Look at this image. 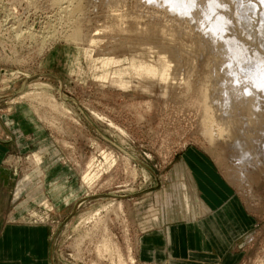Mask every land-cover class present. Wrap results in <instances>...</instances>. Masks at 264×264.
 <instances>
[{"label": "rangeland", "instance_id": "1", "mask_svg": "<svg viewBox=\"0 0 264 264\" xmlns=\"http://www.w3.org/2000/svg\"><path fill=\"white\" fill-rule=\"evenodd\" d=\"M251 3L124 0L116 7L110 0H0V200L8 199L0 229L11 222L44 228L51 250L44 264L50 257L53 264H91L103 225L93 221L101 218L121 248L131 249L133 264H161L142 254V241L162 235L164 217L183 221L180 186L190 181L198 189L187 158L199 157L230 186L240 207L239 213L234 208L239 218L233 234L226 227L221 246L240 257L238 264H264V170L248 182L229 179L237 162L203 136L199 105L178 85L191 68L192 82L206 69L223 76L219 85L226 89L236 78L242 92L257 96L258 114L264 112L263 85L237 69L260 58L264 71L263 29L249 25L248 36L238 17V8ZM262 10L255 8L256 19ZM79 24L83 34L74 40ZM148 24L166 35L147 47L141 45L146 39L124 30ZM171 47L177 60H193L185 71L166 53ZM108 59L117 63L104 72L101 63ZM133 61L168 75L169 94L157 85L147 89L129 74ZM118 70L126 72L119 80L127 86L111 83ZM37 91L39 100L12 103ZM213 103L219 106V98ZM109 148L119 155L113 164L111 156L104 160ZM89 162L92 184L83 181ZM20 180V196L13 200Z\"/></svg>", "mask_w": 264, "mask_h": 264}, {"label": "bare ground", "instance_id": "2", "mask_svg": "<svg viewBox=\"0 0 264 264\" xmlns=\"http://www.w3.org/2000/svg\"><path fill=\"white\" fill-rule=\"evenodd\" d=\"M54 1L56 2V4H58L64 0H54ZM123 1L124 0H110V3L117 7L122 5ZM256 7H261V9H263L262 17L257 18L258 20L256 19V16H254ZM238 17L242 24L241 28L244 30L245 33H247L248 36L250 35L248 26L250 25L251 28L252 25H254L256 22L257 25H259V28L262 27L264 33V0H254V3H251V6L238 8ZM124 30L125 32H131L132 34H136L137 37H140L141 39L144 40L146 39L147 41L146 40L142 42L140 41L141 45L146 47L154 44L153 43L154 41L150 42V40H155V41L157 40L158 41L157 43H159V40L163 39L166 35L164 29L155 24H148L143 26L138 25L135 28L130 27ZM81 31H82V26L81 24H79L75 30L72 39L77 40L78 38H81L83 34ZM259 39H260L259 40L260 44L263 43L264 34L261 35ZM185 42L190 43L188 40H185ZM90 43L94 44L95 40L90 39ZM130 45L132 48L136 47L135 44H130ZM199 45H201V43H199ZM167 50L168 51L166 53H168V55H170L171 58L176 59L174 52L175 49L171 47ZM175 61L178 63V67H177L178 71L180 69L185 71L187 66L193 62V60H188V59H184V60L176 59ZM243 61L246 62L245 59ZM116 63L117 62L114 59L105 60L104 62L101 63V69L104 70L105 72V70H108L111 65ZM247 63L248 64L250 63L249 66ZM242 66L243 67L237 69H240L244 74H239V75H245L247 78L254 79L257 81V83H259V85H263L264 87V71L261 66L260 58H251L245 64L243 63ZM129 70H130L129 74L133 75L137 81H142L147 87V89H152V87L157 85L159 88L158 90L161 91L162 95L165 93L169 94L167 91H170L169 89L171 87H169L170 85L164 84V82H166L168 79V75H166L165 73H157V71L154 69L153 66L136 63L134 61L130 64ZM187 70L189 71V73L186 75H182L181 79H179L180 83L178 85L182 87V90L185 91V93L191 92L190 94L193 95V97L195 98L196 105L197 106L199 105L198 107L201 112L202 122L204 125V131L202 132L203 136L209 142L214 143L215 145L219 143L220 147H222L224 152L228 153V157L230 159L231 158L234 159V161L237 162L236 167L231 169V171L229 172L230 175L229 179L233 177H237L238 179L240 178V180L242 181L248 182L251 179L258 177V175L260 176L259 174L260 171L264 170V112L258 114L256 110V106H258L257 104L259 103L258 99H256L257 96L253 94L249 96L248 93L242 92L243 91L242 88L237 85L238 82L236 78L234 81L235 85L233 83L231 85L228 84L227 87L229 88L226 89V87H223L225 84H222L223 86L219 85V82L223 77L221 75L210 76L208 70L206 69L201 80L197 79L196 81L192 82L191 78L193 75L191 74V71H193V69L191 68ZM124 73L126 72L122 70L113 72V75H115L116 78L113 79L111 83L113 84L115 83L118 86H122V85L127 86L128 83H123L121 80H119L121 79ZM234 75L235 74H233V76ZM102 77L104 78L103 75ZM155 80H159V82L156 83L154 82ZM2 84H4V82ZM37 92L38 93H35L32 96L31 94L30 96L26 94L24 97L12 101V103L16 104L17 101H20L28 97H32L33 100H39V98L42 96V92L41 93H39V91ZM44 97H46L49 100L48 102L52 107L55 108L57 106L52 100L53 97L47 94H45ZM214 98H219V102H220L219 106H215V104L213 103ZM221 105L226 107L224 111L220 109ZM239 108H241V111L242 110L245 111L244 115L242 113L240 114V111H238ZM63 111L67 112L66 110H64V108ZM115 154L116 153H114L113 150L109 148L107 153L105 152L103 153L104 160L106 162H109L108 157L111 156L110 157V159H112L111 164L115 163L117 161L116 160L117 156H119V155L116 156ZM124 161L129 165L130 172L134 176L135 174L134 170L136 169L130 167L131 163H129L127 159ZM91 166H92V162H89L87 169L88 172H86L83 177V181H85L87 184H92L94 179L93 175L91 174L92 172ZM22 185H23V180H20L19 183L16 185V192L13 197V200L17 199L20 196L21 193L20 190L23 187ZM180 188L182 189L181 191L184 192V202L186 209L185 211L190 213L191 205H190L187 185L182 183ZM167 199H170V197L169 198L167 197ZM168 201L169 200H167V203ZM195 203L197 207L198 205H200L198 201H196ZM200 207L202 206L200 205ZM120 208H121L120 204H116L114 209L115 211H118V209ZM201 210L204 212L205 215H209L211 212L207 210L205 207H203ZM93 218L94 216L92 215V216H87L86 218L84 216L81 219L86 222L87 220ZM201 219L202 218L198 216L195 220L198 221ZM98 221L99 224L103 223L101 230H99L102 231V234L101 236H99L100 237V240L98 241L99 243L97 245H95L94 243L93 245L95 246V254L91 261V264H103L104 261H108L110 262V264H133L134 259L131 255V249L128 247L126 249L127 250L126 252V250L121 248V246L117 243L115 238L108 232L106 223L101 218H98L96 222L93 221L95 223L94 225L95 227L98 225L97 223ZM161 222L160 219L157 218L153 220L155 226L156 225L159 226ZM165 225H163V227H165ZM83 239H87V238L84 237L82 238V240ZM89 243L91 244L90 241ZM152 261L156 263L166 264L161 261L158 262L156 260H152Z\"/></svg>", "mask_w": 264, "mask_h": 264}, {"label": "crops", "instance_id": "3", "mask_svg": "<svg viewBox=\"0 0 264 264\" xmlns=\"http://www.w3.org/2000/svg\"><path fill=\"white\" fill-rule=\"evenodd\" d=\"M187 159L198 187L196 190L190 181L188 185L185 184L191 211H185L184 202V207H180L181 213L185 211L183 221L164 217L160 228L162 235L146 236L142 241L141 252L143 255L151 254L150 261L166 264H238L240 257L230 248L221 246L226 227L233 234V228L230 227L239 218V214L234 216V208L239 213L240 207L236 205L232 189L204 159ZM6 185L5 182L4 188ZM196 201L202 207H197ZM6 204L8 199L0 200V218ZM203 207L211 211L209 215L204 214L201 210ZM170 214L173 215V212ZM198 216L202 218L199 222L195 220ZM49 250L44 228L11 222L0 229V264H44ZM48 260L52 264L51 257Z\"/></svg>", "mask_w": 264, "mask_h": 264}]
</instances>
